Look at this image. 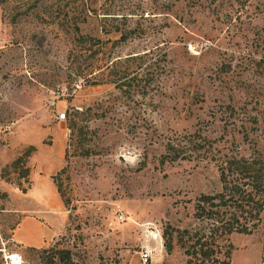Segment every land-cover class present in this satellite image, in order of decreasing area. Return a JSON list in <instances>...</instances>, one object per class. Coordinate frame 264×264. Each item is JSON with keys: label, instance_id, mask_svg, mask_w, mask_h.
<instances>
[{"label": "rangeland", "instance_id": "rangeland-1", "mask_svg": "<svg viewBox=\"0 0 264 264\" xmlns=\"http://www.w3.org/2000/svg\"><path fill=\"white\" fill-rule=\"evenodd\" d=\"M58 84L65 120L47 102ZM254 148L264 0H0V249L29 264H142L147 247L146 264H185L178 230L198 225L197 195L220 190L217 158ZM30 218L40 245L14 236ZM213 248L264 264V215Z\"/></svg>", "mask_w": 264, "mask_h": 264}, {"label": "trees", "instance_id": "trees-1", "mask_svg": "<svg viewBox=\"0 0 264 264\" xmlns=\"http://www.w3.org/2000/svg\"><path fill=\"white\" fill-rule=\"evenodd\" d=\"M127 33L121 32L119 40H125ZM119 74L115 84L122 87L126 82ZM185 141L167 142V153L183 155ZM29 145L24 151L28 155L33 149ZM25 156H17L10 165H23ZM223 156V157H222ZM217 158V170L221 188L215 192H202L193 203V216L198 225L178 230V240L185 249V264H228L230 250H214L217 240L227 239L232 232L249 233L258 227L264 215V151L254 148L248 155L222 153ZM28 169L25 174L27 176ZM3 177V174H1ZM25 191V188H23ZM6 193V192H5ZM186 236V238H184ZM168 249L171 243L165 241ZM36 249L37 247L31 246ZM217 251L218 253L217 256Z\"/></svg>", "mask_w": 264, "mask_h": 264}, {"label": "built area", "instance_id": "built-area-1", "mask_svg": "<svg viewBox=\"0 0 264 264\" xmlns=\"http://www.w3.org/2000/svg\"><path fill=\"white\" fill-rule=\"evenodd\" d=\"M67 94V86L64 84H58L53 87L50 91V95L47 99L48 105L53 107L55 110V116L58 120L66 119L65 108L58 107V101L62 99V96ZM2 264H29L24 258L23 254L15 249H6L5 247L0 249ZM152 257V252L150 248H143L139 252V258L142 264H146Z\"/></svg>", "mask_w": 264, "mask_h": 264}, {"label": "crops", "instance_id": "crops-1", "mask_svg": "<svg viewBox=\"0 0 264 264\" xmlns=\"http://www.w3.org/2000/svg\"><path fill=\"white\" fill-rule=\"evenodd\" d=\"M3 189H6V187H4ZM54 191H56V187H54ZM52 216H53L52 214H49V213L46 214L47 218L52 219L53 218ZM26 221H27V223L28 222L30 223L29 226H31V229H33L32 227H34L33 231L30 232V230L23 229L22 228V222H21L19 227H17L16 230H15V233H14L15 238L17 240H20V241L25 242L27 244L40 245L41 244V237H40L39 233L37 234L36 231H35V227H37V230L40 231V226L37 225V221L35 219H33V218H30V219H28ZM46 232H48L47 229H46Z\"/></svg>", "mask_w": 264, "mask_h": 264}]
</instances>
